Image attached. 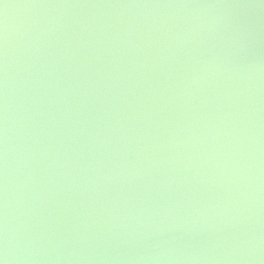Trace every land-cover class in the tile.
Returning a JSON list of instances; mask_svg holds the SVG:
<instances>
[{"label": "water", "instance_id": "water-1", "mask_svg": "<svg viewBox=\"0 0 264 264\" xmlns=\"http://www.w3.org/2000/svg\"><path fill=\"white\" fill-rule=\"evenodd\" d=\"M0 259L264 264V0H0Z\"/></svg>", "mask_w": 264, "mask_h": 264}, {"label": "clouds", "instance_id": "clouds-1", "mask_svg": "<svg viewBox=\"0 0 264 264\" xmlns=\"http://www.w3.org/2000/svg\"><path fill=\"white\" fill-rule=\"evenodd\" d=\"M0 264H6V261L3 259H0Z\"/></svg>", "mask_w": 264, "mask_h": 264}]
</instances>
